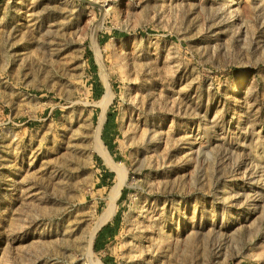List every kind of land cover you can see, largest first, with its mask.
<instances>
[{
    "label": "rangeland",
    "instance_id": "1",
    "mask_svg": "<svg viewBox=\"0 0 264 264\" xmlns=\"http://www.w3.org/2000/svg\"><path fill=\"white\" fill-rule=\"evenodd\" d=\"M95 258L264 264V0H0V264Z\"/></svg>",
    "mask_w": 264,
    "mask_h": 264
},
{
    "label": "bare ground",
    "instance_id": "2",
    "mask_svg": "<svg viewBox=\"0 0 264 264\" xmlns=\"http://www.w3.org/2000/svg\"><path fill=\"white\" fill-rule=\"evenodd\" d=\"M109 98H110V93L105 92L100 100L101 107H103V109L108 103ZM95 149H97V151L104 157V159L107 161L111 169L116 174L115 182L112 185V187H110V190L108 193V202L106 203V206L104 207V209L102 210V212L99 214V217H98L99 223H103L112 216L115 210V200L118 197L120 188L122 187L124 183V167L123 165L112 162L110 160L109 155L99 137H97ZM90 264H101V263L95 258L91 260Z\"/></svg>",
    "mask_w": 264,
    "mask_h": 264
},
{
    "label": "trees",
    "instance_id": "3",
    "mask_svg": "<svg viewBox=\"0 0 264 264\" xmlns=\"http://www.w3.org/2000/svg\"><path fill=\"white\" fill-rule=\"evenodd\" d=\"M95 246H98V245H97V240H96V242H95Z\"/></svg>",
    "mask_w": 264,
    "mask_h": 264
}]
</instances>
